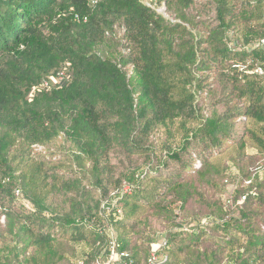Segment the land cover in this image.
Returning <instances> with one entry per match:
<instances>
[{
    "label": "trees",
    "instance_id": "trees-1",
    "mask_svg": "<svg viewBox=\"0 0 264 264\" xmlns=\"http://www.w3.org/2000/svg\"><path fill=\"white\" fill-rule=\"evenodd\" d=\"M159 1L0 0V264H264V0Z\"/></svg>",
    "mask_w": 264,
    "mask_h": 264
},
{
    "label": "rangeland",
    "instance_id": "rangeland-1",
    "mask_svg": "<svg viewBox=\"0 0 264 264\" xmlns=\"http://www.w3.org/2000/svg\"><path fill=\"white\" fill-rule=\"evenodd\" d=\"M144 3L152 6L153 8L157 10L158 13L164 14L165 17L174 21L173 18L170 17V15L166 12V7H165L164 2L161 3L159 0H144ZM207 4H208V0H197V4L195 5L193 13L195 15H198V19L201 21H204L205 23L214 22L215 11L212 10V8L207 7ZM123 33L124 32L121 29H117V34L119 37L123 36ZM204 103L206 104L207 101H205ZM59 146H60V142L57 143L58 150H60ZM33 149H34V154L49 155L48 150L42 146H35L33 147ZM52 151L55 152L56 147H52ZM236 171L237 169L233 168L234 177H238V176H235V174L237 175ZM215 182L220 185L222 184V180L220 178H216ZM223 185L226 186L227 188V192L224 195H221L220 191H218L215 186H210L206 182L201 184V190L204 192V194L207 197L213 198V199H221L222 202H224V204H226L227 207H231L232 206L231 200H232L233 192L235 189V183L232 181L228 182L227 180H225L223 181ZM191 209L193 212H199L203 210V208H201L200 205H196V204H194L191 207ZM1 221H4L3 217L1 218ZM167 228H168L167 225L163 223H158L157 224L158 231L155 235L156 239H158L159 241L165 240V234L163 235V233L167 230Z\"/></svg>",
    "mask_w": 264,
    "mask_h": 264
},
{
    "label": "built area",
    "instance_id": "built-area-1",
    "mask_svg": "<svg viewBox=\"0 0 264 264\" xmlns=\"http://www.w3.org/2000/svg\"><path fill=\"white\" fill-rule=\"evenodd\" d=\"M258 47L262 48L264 50V39H262L258 45ZM256 74L264 77V57L263 60L257 65L255 72ZM64 73H61L58 82H62L64 79L63 76ZM44 87H48V82H45ZM41 88L35 87L33 89V92L40 91ZM125 191H130L129 187L125 188ZM17 195H20V192H17ZM246 198L243 197L238 204L241 205L245 202ZM118 213H121L119 211ZM107 235L110 238L109 243V254L103 260L102 258L98 259L95 264H134V261L131 257V254L127 251L122 250L121 244L117 241V237L113 231V229L109 230L107 232ZM167 246V242L165 240L156 242L152 245V252L150 254V257L148 259L147 264H160L162 261V257L159 255V252L161 249L165 248Z\"/></svg>",
    "mask_w": 264,
    "mask_h": 264
}]
</instances>
